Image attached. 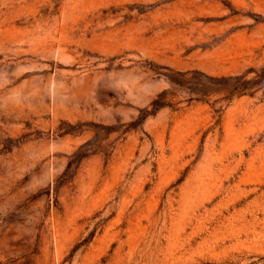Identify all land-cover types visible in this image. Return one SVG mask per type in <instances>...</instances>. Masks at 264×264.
Returning <instances> with one entry per match:
<instances>
[{
    "label": "rangeland",
    "instance_id": "374dc122",
    "mask_svg": "<svg viewBox=\"0 0 264 264\" xmlns=\"http://www.w3.org/2000/svg\"><path fill=\"white\" fill-rule=\"evenodd\" d=\"M0 264H264V0H0Z\"/></svg>",
    "mask_w": 264,
    "mask_h": 264
}]
</instances>
